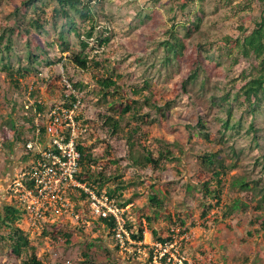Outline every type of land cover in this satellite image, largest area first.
<instances>
[{"label": "rangeland", "instance_id": "rangeland-1", "mask_svg": "<svg viewBox=\"0 0 264 264\" xmlns=\"http://www.w3.org/2000/svg\"><path fill=\"white\" fill-rule=\"evenodd\" d=\"M21 1L0 2V32L12 26L9 16ZM172 4V0H158L155 6L149 0L92 3L96 32H102L109 41L98 46L96 33L88 40L83 51L90 60L86 70L69 60L72 52L81 51L76 36L67 37L69 51L61 52L57 32L49 23L45 25L47 35L35 31L26 35L17 30L12 34L10 60L21 76L14 73L10 78L0 71V216L4 206L20 209L14 225L23 230L44 264H109L116 255L128 257V262L140 260V264H264V115L256 120V147L253 134L224 129L226 115L210 101V88L215 83L231 87V94L238 90L243 84L240 72L248 69L250 60L239 58L232 67L234 55L218 57L214 52L212 62L204 60V89L200 87L205 79L202 75L187 80L191 43L181 61L166 65L160 44L168 39L165 32L171 23L167 8ZM141 6H146L141 13L150 16L143 22L136 17V8ZM262 12L261 0H205L201 29L209 32L212 40L234 39L240 28L249 32ZM175 14L181 19L179 11ZM79 26L82 34L88 22ZM193 40L204 39L196 36ZM28 49L39 56L34 70L24 60ZM60 56L62 61L56 62ZM215 61L220 68L214 69ZM3 63L0 61V67ZM103 78L113 80L115 87L105 91L98 83ZM69 80L79 85L75 89L80 100L75 117L78 143L97 162L91 168L94 176L100 173L109 179L100 194L120 189L112 200L117 205L126 204L122 208L128 237L142 228V242L158 245L154 247L156 259L150 260L151 252L139 258L135 245L127 246L128 251L120 249L78 190L65 193V211L47 215L49 222L45 219L40 223L23 213L10 195L9 186L26 165L25 143L34 136L35 123L41 121L36 120L34 108L38 102L40 112L67 108L65 82ZM126 107L129 110L123 113ZM243 107L240 100L233 109L234 119ZM107 118L118 123L115 131ZM213 153L224 166H234L220 177L218 204L208 194L218 189L213 175L217 168L202 161V156ZM146 156L157 160L158 165L133 163ZM241 181L249 189H240L237 183ZM84 184L97 189V185ZM151 196L157 200L156 206L150 202ZM233 205L237 207L232 209ZM10 231L0 224V264H22L28 254L12 255L7 239ZM157 238L171 241L160 243ZM163 253L168 255L164 261L159 259Z\"/></svg>", "mask_w": 264, "mask_h": 264}, {"label": "trees", "instance_id": "trees-1", "mask_svg": "<svg viewBox=\"0 0 264 264\" xmlns=\"http://www.w3.org/2000/svg\"><path fill=\"white\" fill-rule=\"evenodd\" d=\"M2 1L5 0H0V2ZM96 1L97 0H22L20 6L15 8L9 16L13 20L12 26L0 32V61L4 62L0 67V71H5L10 78L13 77L14 73H18V75L21 76L20 69L17 66H13L10 60L11 57L9 53L13 49L12 34L14 30H17L19 33L22 32L26 35L31 31H35L39 35H47L48 32L45 28L46 23H49L50 27L57 32L56 43L57 46L60 47L61 52L69 51L65 45L67 37L72 35L78 38L81 51L79 53L72 52L69 56V60L82 70L88 69L90 63L89 56L87 53L83 52L88 47V40L92 39L96 33L98 46L101 47L109 41V38L104 36L102 32H96V24L91 7L92 3L95 4ZM149 1L155 6L158 0ZM172 2L173 4L167 8V13L169 15L168 20L171 23L170 28L165 32L168 39L160 44L165 53L163 57L164 63L168 65L173 61H181L185 56L187 45L191 43L193 45V54L189 57L191 73L187 80L194 81L202 75L205 79L201 81L200 87L204 89L207 83V71L204 60L208 59L212 62L214 52L219 54L218 57H231L234 55L230 64L232 67L238 63L239 58L249 59L251 64H249L248 69L241 70L240 72L243 84L238 90L234 94H231V87H227V85L218 87L215 83L210 88V101L219 111L226 115L224 129H232L236 131V133L244 130L246 135L253 134L251 139L255 141V145L258 147L259 140L255 138L259 131L256 120L264 115V12L260 15L259 20L254 22L253 28L249 30V32L248 30L240 28V34L236 38L231 39L225 37L222 41H219L216 39L212 40L210 34H208L209 32L201 29L203 20L205 19V0H172ZM46 8L50 9L49 12H46ZM144 8L146 9V6L136 8V17L142 22L150 17L148 13H141V10ZM176 11H179L181 14V19L179 20H177ZM82 22H88V27L81 34L80 29L82 26H79V24ZM81 36L83 37L82 40ZM196 36L202 37L204 40L195 42L193 38ZM27 46L29 45L27 44ZM42 51L47 55L46 51ZM24 60L28 66L34 70V65L38 63L39 56L28 49L24 55ZM55 61H62V56L58 57ZM253 62L255 64H253ZM46 63L49 65L51 61L47 60ZM213 64L214 69L221 67V64L217 61L213 62ZM187 80L182 83V87L185 86ZM68 82L74 91L79 87L78 84L70 80ZM98 83L105 91L116 85L115 82L109 78H103L99 80ZM104 94L107 93L105 92ZM66 100L65 107L67 108H71L73 103L76 102V99L72 95ZM240 100L244 101V107L239 117L234 119L233 109ZM128 110L129 107H126L123 113ZM107 121L113 127V131L118 128V123L116 121L110 122L111 118H107ZM198 126L202 128V122H198ZM15 140H19L18 136ZM77 148L81 152V160L79 164V173L76 174V179L89 186L90 184L97 185L95 191L97 194H100L102 187H104L109 179H106L100 173L94 176L91 168L96 165L97 162L92 158L88 150L83 148L78 142ZM28 155L29 154H26L24 156L26 161ZM261 160L264 170V155L261 156ZM202 161L210 167L215 165L214 167L217 168V170L214 169L213 175L216 179V187H218V189L208 191V194H210L216 201L215 203L218 204L220 201L218 192L221 185L220 177L226 174L227 170L233 169L234 166H224L222 160H219L217 154L214 153L202 156ZM133 163L135 165L153 164L155 167L158 165L157 160H154L150 156L144 157L143 161L137 162V160H135ZM237 185L240 189H249V185L244 181L237 183ZM204 187L206 188V185ZM119 190V188L109 189L106 194L112 199ZM82 197L87 198L83 193ZM262 199L264 200V194ZM150 202L153 203L154 206L158 204L153 196H151ZM129 203L128 201L127 204ZM125 205L126 204H120L117 206L122 208ZM236 207L237 205H233L232 209ZM210 208L211 206L202 213V216H205ZM3 210L4 215L0 216V224L11 228L7 239L10 242L8 246L12 255L20 257L23 252H27V259L24 260L22 264H44L38 260L35 250L30 245L23 230L14 225L20 218V209L15 205H7L3 207ZM99 220L106 225L107 229L112 234L114 233L115 224L112 219L100 218ZM126 228H128V226ZM1 239L3 240L4 238ZM131 239L135 242L142 241L143 229L140 228L136 233H132ZM157 240L160 243L171 241L170 238H157Z\"/></svg>", "mask_w": 264, "mask_h": 264}, {"label": "built area", "instance_id": "built-area-1", "mask_svg": "<svg viewBox=\"0 0 264 264\" xmlns=\"http://www.w3.org/2000/svg\"><path fill=\"white\" fill-rule=\"evenodd\" d=\"M65 87V99L70 95L76 99L71 108L40 112V102L36 105L37 109L34 108L36 120L41 121L35 123L34 136L25 143L28 159L9 186L11 197L22 206L23 213L40 223L47 220V215L60 213L58 210L65 211L68 204L65 193L78 190L81 196L82 193L87 196L94 216L114 221L113 236L120 249L128 251L127 246L135 245L139 258L151 252V259H156L154 247H157V244L132 242L130 236L128 237L123 208L118 207L106 193L97 194L76 179L81 152L77 148L79 129L75 117L80 100L68 81L65 82ZM47 221L49 222V219ZM130 253H133L132 250ZM161 257L159 259L166 260L168 255L163 253Z\"/></svg>", "mask_w": 264, "mask_h": 264}, {"label": "crops", "instance_id": "crops-1", "mask_svg": "<svg viewBox=\"0 0 264 264\" xmlns=\"http://www.w3.org/2000/svg\"><path fill=\"white\" fill-rule=\"evenodd\" d=\"M128 257L125 258L120 255H116L112 260L109 261V264H140V260H132L131 262H128ZM109 260V259H107ZM105 259V261H107ZM101 264H106V263H101Z\"/></svg>", "mask_w": 264, "mask_h": 264}]
</instances>
